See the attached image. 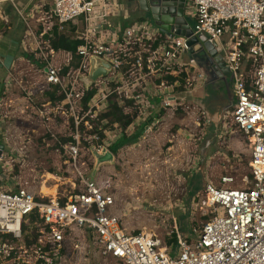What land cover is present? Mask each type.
Here are the masks:
<instances>
[{
	"label": "built area",
	"instance_id": "obj_1",
	"mask_svg": "<svg viewBox=\"0 0 264 264\" xmlns=\"http://www.w3.org/2000/svg\"><path fill=\"white\" fill-rule=\"evenodd\" d=\"M20 2L0 0V16L5 4L19 15L20 46L42 64L48 88L63 95L48 104L70 126L71 140L62 145L65 164L83 183L68 199L35 194L14 175L20 153L10 155L0 143V264H57L75 230L88 232L103 254L123 264H264V0L186 2L193 35L221 44L234 95L229 116L227 109L220 115L222 132L243 135L249 174L243 186L208 181L204 196L194 192L188 207L200 214L201 224L173 231L170 244L153 232H127L121 217L107 212L116 203L113 184L86 177L83 151L94 146L114 153L117 143L153 135L183 107L181 92L201 87L206 78L195 61L183 59L190 37L162 33L143 17L129 22L130 11L119 0H53L31 7ZM56 32L80 40L76 51L55 49ZM60 55L63 61L56 63ZM94 58L105 63L94 69L106 74L87 82ZM13 84L10 72L5 87ZM113 110L124 116L114 120ZM233 181L222 177V183Z\"/></svg>",
	"mask_w": 264,
	"mask_h": 264
},
{
	"label": "rangeland",
	"instance_id": "obj_2",
	"mask_svg": "<svg viewBox=\"0 0 264 264\" xmlns=\"http://www.w3.org/2000/svg\"><path fill=\"white\" fill-rule=\"evenodd\" d=\"M21 1L23 7H31L51 0ZM119 1L129 11L133 8L129 22L137 23L139 17L151 19L135 1ZM2 8L0 43L5 39L9 43L6 50L14 58L10 68L14 84L12 89H3L0 84V143L10 155L20 153L13 168L19 184L35 194H44L42 186L54 188L56 192L48 196L68 199L83 183V177L65 164L62 140L69 137L70 126L41 96L49 88L34 53L20 46L23 27L19 15L11 6ZM63 58L57 57L56 63ZM183 59L191 60L189 56ZM181 97L183 107L168 115L162 128L147 138L124 144L113 153L114 162L99 165L93 177L94 155L91 148L83 151L86 177L99 182L111 180L113 184L109 190L116 203L107 212L119 215L127 232H153L166 244L172 242L173 231L188 232L201 224L200 214L188 207L194 192L204 196L208 181L217 186H243V178L249 174V146L243 135L223 133L221 121L217 122L218 131L207 122L202 111L206 98L200 89L182 91ZM231 108L225 111L227 116ZM226 174L234 181L222 183ZM184 225L186 229H182ZM71 238L57 264H123L103 254L88 232L75 230Z\"/></svg>",
	"mask_w": 264,
	"mask_h": 264
},
{
	"label": "water",
	"instance_id": "obj_3",
	"mask_svg": "<svg viewBox=\"0 0 264 264\" xmlns=\"http://www.w3.org/2000/svg\"><path fill=\"white\" fill-rule=\"evenodd\" d=\"M138 5L139 10L150 14L151 20L160 28L162 33H174L181 36L190 37L189 57L194 60L206 75L207 82L229 75L222 55L219 53L221 44L218 40L214 43L206 41L204 35L194 36L193 30L185 17V6L187 0H133ZM98 64H105L103 61L92 59V73L86 78L87 82L93 81L97 76L106 74L103 68L94 69ZM95 158V166L92 171L94 176L99 165L113 163L114 154L103 149L99 153L96 148L91 147Z\"/></svg>",
	"mask_w": 264,
	"mask_h": 264
},
{
	"label": "crops",
	"instance_id": "obj_4",
	"mask_svg": "<svg viewBox=\"0 0 264 264\" xmlns=\"http://www.w3.org/2000/svg\"><path fill=\"white\" fill-rule=\"evenodd\" d=\"M28 1H32V0H28ZM52 1L53 0L48 1V2L45 1V2L49 3ZM131 11H130V14H131ZM139 18H142V17H139ZM7 43L8 41L6 39L1 41L0 43V84L3 85V89L6 88L5 79L8 76V74L11 72L10 68L12 66L13 59H14L13 55L6 50L7 49L6 46H8ZM231 78L232 77L230 73L228 76L224 78L218 77L217 79L209 81V82H207V78H205L202 86L198 88L200 89L202 94H204V97L206 98L205 110L208 109V111L206 110L207 116L209 118V121L211 120L210 122L209 121L207 122L211 124L212 127L213 126L216 127V131H218L217 122H219L220 124L221 113L225 111L226 109L230 108L234 103V95H233V90H232V79ZM224 85H226L227 88H225Z\"/></svg>",
	"mask_w": 264,
	"mask_h": 264
},
{
	"label": "trees",
	"instance_id": "obj_5",
	"mask_svg": "<svg viewBox=\"0 0 264 264\" xmlns=\"http://www.w3.org/2000/svg\"><path fill=\"white\" fill-rule=\"evenodd\" d=\"M80 40H77V39H73L72 38V35L68 34V33H61V34H58L57 32L55 33V38L52 40V45L55 49H63V50H67V51H76V48L78 46V44H80ZM37 62V61H36ZM38 65L40 67H42V64H40L38 62ZM58 91V88L56 86H52L50 89L48 90H45L41 96L45 97V102L47 101H51V102H55L57 100H60L62 99L63 95L62 94H58L57 93ZM109 114L112 115L113 119L114 120H120L124 114L121 110H113L112 112H110ZM130 120V118H127L126 120V123ZM71 140V136H69L68 138H64L62 140L63 143H67V141H70ZM128 141V140H122L120 141L119 143H117L113 150L114 152L119 148L121 147L122 145H124V143ZM60 146V145H59ZM195 189H198V188H195ZM197 191V190H195ZM185 228V225L182 227V229ZM186 229V228H185ZM190 229V228H189ZM32 232H35V229H32ZM26 241L28 243H30V239L28 237V235H26ZM172 241H176V238H173Z\"/></svg>",
	"mask_w": 264,
	"mask_h": 264
},
{
	"label": "bare ground",
	"instance_id": "obj_6",
	"mask_svg": "<svg viewBox=\"0 0 264 264\" xmlns=\"http://www.w3.org/2000/svg\"><path fill=\"white\" fill-rule=\"evenodd\" d=\"M50 176H51V174H50ZM54 192H56L54 188L51 189V188H48L47 186H42V188H41V193H44V194H47V195L48 194H53Z\"/></svg>",
	"mask_w": 264,
	"mask_h": 264
},
{
	"label": "flooded vegetation",
	"instance_id": "obj_7",
	"mask_svg": "<svg viewBox=\"0 0 264 264\" xmlns=\"http://www.w3.org/2000/svg\"><path fill=\"white\" fill-rule=\"evenodd\" d=\"M225 86V88H227V86L226 85H224ZM206 105V104H205ZM197 107H199V106H197ZM200 109H202L201 107H199ZM207 111H208V109H206ZM206 110H205V108L204 109H202V111H203V114H204V116H206L207 117V121H209V118H208V116H207V112H206ZM211 121V120H210ZM209 121V122H210Z\"/></svg>",
	"mask_w": 264,
	"mask_h": 264
}]
</instances>
